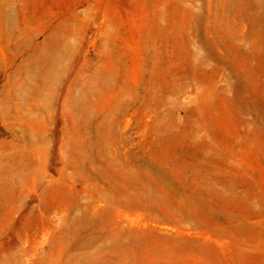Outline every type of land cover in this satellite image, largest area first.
<instances>
[{
  "label": "rangeland",
  "instance_id": "374dc122",
  "mask_svg": "<svg viewBox=\"0 0 264 264\" xmlns=\"http://www.w3.org/2000/svg\"><path fill=\"white\" fill-rule=\"evenodd\" d=\"M0 264H264V0H0Z\"/></svg>",
  "mask_w": 264,
  "mask_h": 264
}]
</instances>
